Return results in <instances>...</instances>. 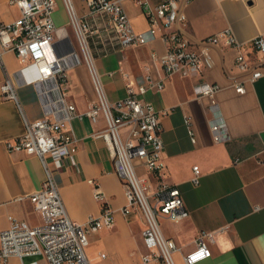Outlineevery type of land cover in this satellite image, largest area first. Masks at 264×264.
Masks as SVG:
<instances>
[{"label": "crops", "instance_id": "crops-1", "mask_svg": "<svg viewBox=\"0 0 264 264\" xmlns=\"http://www.w3.org/2000/svg\"><path fill=\"white\" fill-rule=\"evenodd\" d=\"M78 12L89 16L82 0H74ZM154 3L159 0H152ZM125 8L134 28L144 31L149 21L143 8L131 0ZM188 22L182 25L190 40L201 39L232 27L239 41L244 43L250 58L264 60V53L256 52L251 41L264 33V0H191L186 3ZM56 24L59 35L72 36L69 17L63 0H57ZM21 14L17 5L0 0V23L11 22ZM100 39L94 50L98 71L102 76L110 101L127 94L126 80L118 71L121 66L132 75L152 65L155 76H163L159 64H154L151 53L164 54L167 45L161 38L124 50L111 49L104 55ZM199 73L167 78L161 91H149L146 98L162 114L165 180L179 186L190 211L187 218L174 223L162 218V228L180 249L175 252L176 264H186L184 255L196 247L200 231H213L212 256L196 264H264V78L249 80L250 72L240 71L236 64L238 49L212 44ZM21 66L13 50H6L0 58V232L9 227L10 216L24 219L33 225L43 222L39 211L27 195L39 189L45 172L41 159L25 151H10L9 141L23 134L25 123L22 111L29 119L44 115V110L33 84L16 87L19 102L4 95L2 85L7 75L14 76ZM110 71H116L110 74ZM217 83L218 106L208 96L198 97L195 85ZM237 82H244L246 91L238 92ZM67 98L83 113L95 100V92L86 66L68 71ZM167 111V113H164ZM190 116L197 140L193 142L186 117ZM228 125L231 139L217 142L211 130L213 120ZM71 126L79 139L77 154L79 169L73 166L58 171L57 180L72 219L86 223L91 215L99 216L102 201L95 198L94 185L99 182L106 203L115 214V224L90 235L87 247L104 243L111 234L122 244H128L130 256L122 264H138L147 252L140 219L126 217L122 208L127 198L122 181L114 169V158L104 138L94 136L106 127L104 117L93 122L88 116L76 117ZM194 165H199L200 182L192 181ZM141 174L148 171L140 166ZM20 197H25L19 199ZM8 264H22L12 256ZM163 264V263H152Z\"/></svg>", "mask_w": 264, "mask_h": 264}, {"label": "built area", "instance_id": "built-area-1", "mask_svg": "<svg viewBox=\"0 0 264 264\" xmlns=\"http://www.w3.org/2000/svg\"><path fill=\"white\" fill-rule=\"evenodd\" d=\"M63 1L74 37L58 33L57 0H9L20 8L21 14L11 22L0 23V58L4 51L13 50L21 63L14 76L7 75L2 85L4 95L16 99L21 108L16 87L33 84L44 110L42 117L33 120L22 111L25 130L9 141L7 147L10 151L37 155L45 172L42 186L27 195L43 222L33 225L10 216L9 227L0 232V264H8L12 256L19 257L22 264H92L87 252L90 235L115 224L114 211L104 203L105 194L98 181L89 179L94 185L95 198L102 201V212L80 223L70 216L57 180L56 173L64 168L79 169V139L71 122L84 115L93 122L104 117L106 127L93 135L104 138L113 154L114 169L127 198L122 213L143 223L142 236L147 252L138 264H176L175 252L180 247L164 233L161 220L167 216L179 223L190 211L179 186L165 180L162 114L146 95L149 91L163 90L167 78L174 74L199 73L212 44L238 49L235 64L240 71L250 72L249 80L264 78V60L250 58L232 27L198 42L190 40L182 25L188 22L185 5L191 0H159L157 3L131 0L143 8L148 18L149 28L144 31L134 28L125 8L127 0H82L91 17L80 14L74 0ZM156 38L167 45L164 54L151 53L152 62L160 65L163 76H155L150 64H145L137 75L120 66L118 71L126 80L127 94L110 101L96 64L94 46L97 39L101 40L103 54L107 55L111 49L124 50ZM251 46L256 52L264 53V33L254 37ZM80 66H86L96 95L83 113L67 98L68 71ZM115 72L110 71V74ZM235 86L238 92L246 91L244 82H237ZM220 89L219 84L207 81L195 85L197 96H208L214 107L218 106ZM186 121L191 139L196 142L191 117H186ZM211 130L217 142L231 139L223 120H213ZM140 166L148 174H141ZM193 169L192 181L198 184L200 167L194 165ZM213 241V231H200L196 247L184 255L185 263L196 264L211 257ZM26 257L34 258L25 261ZM37 257H42V262Z\"/></svg>", "mask_w": 264, "mask_h": 264}, {"label": "rangeland", "instance_id": "rangeland-1", "mask_svg": "<svg viewBox=\"0 0 264 264\" xmlns=\"http://www.w3.org/2000/svg\"><path fill=\"white\" fill-rule=\"evenodd\" d=\"M56 17V13H55ZM72 37H74L72 30ZM72 86L68 90L71 89ZM112 232H108L104 243H97L93 245L89 257L92 264H122L128 256H130L128 244L120 243L116 237H114ZM34 257H26L25 261H30ZM42 262V257H37Z\"/></svg>", "mask_w": 264, "mask_h": 264}]
</instances>
